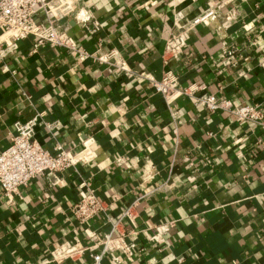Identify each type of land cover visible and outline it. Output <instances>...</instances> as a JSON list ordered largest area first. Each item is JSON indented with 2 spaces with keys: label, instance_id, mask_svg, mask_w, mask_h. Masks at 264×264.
<instances>
[{
  "label": "crops",
  "instance_id": "crops-1",
  "mask_svg": "<svg viewBox=\"0 0 264 264\" xmlns=\"http://www.w3.org/2000/svg\"><path fill=\"white\" fill-rule=\"evenodd\" d=\"M215 1L78 0L77 18L89 15L100 29L91 20L85 26L69 21L86 49L117 48L132 68L160 78L175 22ZM234 4L237 19L220 34L219 22L198 26L173 66L182 86L204 83L233 104H259L264 113V68L257 61L264 53V0ZM51 16L63 19L58 11ZM225 36L242 48L235 67L221 54ZM250 38L258 41L253 48ZM35 39L20 40L0 62V151L16 120L44 112V120L58 126L50 130L41 122L36 140L49 150L58 144L85 150L88 159L32 179L11 203L0 186V264H56L51 251L57 244L77 236L90 245L107 232L104 215L82 224L71 213L87 179L110 214L139 199L137 218L124 223L134 257L118 252L120 264H264V125L209 112L182 96L171 106L182 119L176 134L169 105L149 82L116 76L62 47L34 51ZM158 232L161 242L151 238ZM114 256L100 264H113ZM61 264H92V258L86 252Z\"/></svg>",
  "mask_w": 264,
  "mask_h": 264
},
{
  "label": "built area",
  "instance_id": "built-area-1",
  "mask_svg": "<svg viewBox=\"0 0 264 264\" xmlns=\"http://www.w3.org/2000/svg\"><path fill=\"white\" fill-rule=\"evenodd\" d=\"M77 1L0 0V62L18 48L20 40L32 36L36 38L33 44L34 51L44 45L62 47L79 61L94 59L99 64L110 68L116 76L125 74L139 82H149L169 105L174 123L173 130L176 134L182 119L180 115L175 114L176 111L174 112L171 106L177 98L182 96L190 97L196 106L209 112L220 111L238 121L264 125V113L259 104H233L228 98L209 92L204 83L192 82L182 86L179 73L173 66V62L185 52L188 36L198 26H213L219 22L215 29L220 34V31L226 30L230 22L237 19L239 9L234 4L236 0H217L200 14L186 18L184 22H175V28L165 39L161 55L164 70L160 78L132 68L117 48L90 51L80 44L69 21L70 18H77ZM56 11L61 13L63 19L51 16ZM39 12L45 14V21L37 20ZM91 19L89 15L77 18L83 26L87 25ZM91 21L94 30L98 31L99 22ZM246 44L249 48H253L258 41L250 38ZM241 49L237 43L229 42L226 36L223 38L221 54L232 60V67L238 65L237 57L240 56ZM257 61L264 68V53L258 54ZM2 70H9L6 63H3ZM24 95L30 98L28 94ZM41 122L50 130L58 126V121L44 120V112H39L27 120L18 119L13 124L14 132L10 136L9 145L0 151V186L9 203L13 202L20 188L26 186L32 179L47 178L49 174L75 167L80 161L88 159L85 150L73 152L59 144L53 150L42 146L35 138L36 127ZM80 187L83 193L71 206V213L82 224L104 215L106 222L110 224V229L98 235L96 242L90 245L84 244L77 236L73 240H65L57 244L51 251L52 261L61 264L67 260L80 258L86 252L92 258V264H100L107 254H115L113 264H120L123 260L120 255H117L118 252L123 253L127 260H133L135 243L127 239L129 232L126 231L124 223L133 222L137 218L139 199L124 206L117 215H113L108 212V202L99 196L89 179L83 180ZM151 238L158 242L162 241L159 232ZM96 249L99 250L96 251Z\"/></svg>",
  "mask_w": 264,
  "mask_h": 264
}]
</instances>
